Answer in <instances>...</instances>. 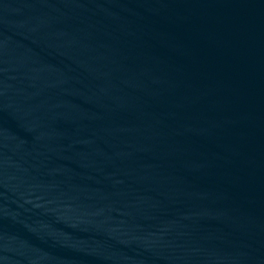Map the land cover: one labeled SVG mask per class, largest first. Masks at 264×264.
Instances as JSON below:
<instances>
[{
  "label": "water",
  "instance_id": "obj_1",
  "mask_svg": "<svg viewBox=\"0 0 264 264\" xmlns=\"http://www.w3.org/2000/svg\"><path fill=\"white\" fill-rule=\"evenodd\" d=\"M0 264H264V0H0Z\"/></svg>",
  "mask_w": 264,
  "mask_h": 264
}]
</instances>
